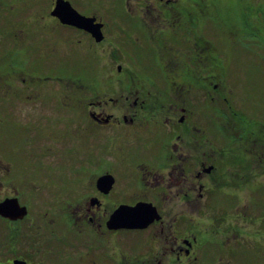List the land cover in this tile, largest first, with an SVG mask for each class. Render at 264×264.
I'll list each match as a JSON object with an SVG mask.
<instances>
[{
	"label": "flooded vegetation",
	"instance_id": "flooded-vegetation-1",
	"mask_svg": "<svg viewBox=\"0 0 264 264\" xmlns=\"http://www.w3.org/2000/svg\"><path fill=\"white\" fill-rule=\"evenodd\" d=\"M34 1L0 30V112L17 113L0 264H234L240 232L210 211L264 187V138L229 109L236 139H213L229 91L197 2L112 0L108 23L66 0L94 20L85 29L53 14L57 0Z\"/></svg>",
	"mask_w": 264,
	"mask_h": 264
},
{
	"label": "rangeland",
	"instance_id": "rangeland-1",
	"mask_svg": "<svg viewBox=\"0 0 264 264\" xmlns=\"http://www.w3.org/2000/svg\"><path fill=\"white\" fill-rule=\"evenodd\" d=\"M81 1L86 10L95 11L98 16H103L108 23H111L107 8L109 7L108 2H112V0H98L95 6H93L94 0H91L90 3V0ZM195 1L203 17L202 20L197 17L198 34L204 31L210 32L212 45L215 49L214 73L220 72V75L224 76L222 87L223 90L229 91L226 97L227 104L225 107L222 106L226 110L220 111L216 108L214 110L213 139H236V130L233 129L232 122L227 120L229 117L226 114L229 109L231 114L233 111L238 112V119L240 118L251 130H258L255 138H261V136L264 138V59L259 56L264 54V12L262 11L264 0ZM43 2L0 0V7L6 9L0 12V30L6 29V24H9L5 22L7 18L17 21V14L15 17L13 16L17 12V7L25 9L27 6H39ZM11 7L12 9L8 11L7 8ZM109 12L111 13V10ZM210 19L215 23L209 21ZM11 29L13 28L10 27L4 31ZM9 36L11 37L9 34L6 35L7 38ZM203 37L208 39L205 33ZM247 45L250 47L248 48ZM242 48H245L244 52H241ZM222 65H224L223 68ZM73 92L71 89L70 94ZM220 103L225 104L224 102ZM70 114L69 120L73 122L75 113L70 112ZM236 117H231V119L237 123ZM0 119L4 120V125L0 130V167L17 168V113L9 110L0 112ZM70 126L72 128L73 124ZM74 136L70 133L69 139H75ZM258 147H260V143H258ZM260 148L264 154L263 143ZM252 178L258 180V175H254ZM261 182L264 183V171L261 172ZM239 193L241 196L240 206H238V198L233 195H238V192L229 190L226 192L227 201L224 203L226 205L213 207L210 214L225 218L226 221L223 222L225 225L232 226L236 233L240 232L239 238L230 245V247L236 248V250L234 249L236 254L230 256L233 258L234 264H264V259L260 260L258 251L264 249V246L254 243V234H259L264 239V187H260V190L253 193L250 201L246 200L249 197L244 196L247 194L246 192ZM232 233L231 231L229 235L231 236ZM217 247L214 248V254H218L220 251V248Z\"/></svg>",
	"mask_w": 264,
	"mask_h": 264
},
{
	"label": "water",
	"instance_id": "water-1",
	"mask_svg": "<svg viewBox=\"0 0 264 264\" xmlns=\"http://www.w3.org/2000/svg\"><path fill=\"white\" fill-rule=\"evenodd\" d=\"M53 14L59 17L62 22L70 23L80 28L89 29V26L94 23L92 18L85 17L79 14L71 4L66 0H57L56 7L53 11ZM93 33L100 34V29L96 28L91 30ZM13 201V200H11ZM14 210L15 207H12L11 204H0V213H3L5 210ZM123 215V209H119L118 217ZM22 262L15 261V264H21Z\"/></svg>",
	"mask_w": 264,
	"mask_h": 264
},
{
	"label": "trees",
	"instance_id": "trees-1",
	"mask_svg": "<svg viewBox=\"0 0 264 264\" xmlns=\"http://www.w3.org/2000/svg\"><path fill=\"white\" fill-rule=\"evenodd\" d=\"M250 6V5H249ZM263 12H264V9L262 10ZM213 23H215L214 21H213ZM263 24H264V22H263ZM227 26V25H226ZM228 27H231V26H228ZM247 47H250V45L248 46L247 45ZM261 58H263L264 59V54L263 55H259Z\"/></svg>",
	"mask_w": 264,
	"mask_h": 264
}]
</instances>
